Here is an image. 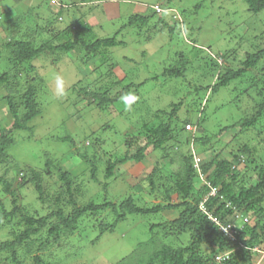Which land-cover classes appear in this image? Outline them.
I'll use <instances>...</instances> for the list:
<instances>
[{
    "label": "trees",
    "instance_id": "trees-1",
    "mask_svg": "<svg viewBox=\"0 0 264 264\" xmlns=\"http://www.w3.org/2000/svg\"><path fill=\"white\" fill-rule=\"evenodd\" d=\"M46 1L31 0L28 14L17 12L15 16L8 18L6 20L8 36L3 37L7 40L3 41V44L1 42V47L7 49L6 59L11 62L12 68L0 76V86L7 90L4 98L13 119L10 123H4L0 129L2 188L0 226L12 225L9 238L0 241V258L4 255L12 264H23V257L28 254L33 264H59V261H52L50 258L49 255L53 254L51 248H56L62 257H69L72 248L82 242L80 236H83L82 231L88 233V230L83 228L80 234L78 233V239L73 238L86 219L88 223L91 217L97 219L95 220L97 223L92 226V229L96 227L97 231L99 230L98 235L91 240L92 245H95L106 232L116 231L119 223L130 218L144 222L143 218L147 214L160 213L164 208H168L179 210V216L169 222L145 224L148 226L145 230L151 236L138 242L137 246L123 256L117 264H251L254 248L260 246L264 250V160L260 159L264 154V124L262 123L264 119V45L258 46L256 42L258 37L264 36H256L254 47L247 46L249 49L240 47L239 50L219 52L220 57L227 58L225 63L216 60L211 63L203 61L198 57L202 50L195 45L191 51L177 52L176 64L165 67L162 76L168 81L174 77H184L188 80V76L193 73L194 76L189 80L192 82L198 80V83L188 84L191 87L194 86L196 92L211 89L207 104L200 109L202 102L195 99L193 105L197 104L199 116L184 118L182 116L187 112L184 101L174 99L153 114L154 123L145 122L135 127L134 132H127L122 151L111 153L106 159L103 171L105 177L110 179L119 174L121 166L126 163H139L151 154H161L160 156L169 160L168 163L171 166L175 165L173 168L175 182H165L166 176L157 166L150 175H147L145 181L152 192L164 188L166 200H172L174 195H178L180 202L163 204L164 201H162L149 205L140 201L144 200L147 194L140 191L138 194L127 196L119 203L111 200L99 202L89 199L81 204L79 197L86 192L76 181L80 172L75 174L73 169L65 170L59 158L45 153L46 165L51 168L58 167L61 173L60 179L64 182L55 192H46L44 185L46 172L30 163L19 161L15 154L11 153L13 151L11 148L16 146V136L19 135V131L28 130L32 135L34 130L29 123L42 113L40 96L49 88L48 79L44 77V73L47 74L44 65L49 60L46 56L48 53L57 54L51 61V64L55 65L61 54L71 55L79 49L84 53L80 63L94 59L90 66L91 73L86 75L82 70L80 71L85 81H89L75 83L70 89L79 99L87 97L90 105H96L98 111L104 112L110 103L113 104L128 95L133 87L135 91H138L148 82L147 80L136 81L138 71L128 67L125 69L131 71L125 72L124 78L128 84L116 94H111V91L117 84H121L122 80L113 81L111 84L104 82L99 86L95 85L97 81L102 80L100 78L104 76L106 69L109 76L119 65L116 48L128 44L120 35L126 31L135 35L147 32L152 26L150 21L159 15L157 23L162 24L160 32L162 30L168 32L171 38L177 32V28L170 26L165 18L172 19L175 14L169 16L167 11L159 12L156 9L159 5L156 4L155 10L151 13L139 11L129 14L126 22L113 32L109 31L107 25L98 16L96 18L98 22H95L96 19L93 18L92 13L100 9L98 6L101 4L94 0H60L65 8L61 10L59 16L57 13L44 14L42 6ZM121 1L124 2V0ZM244 1L249 12L255 15L264 10V0ZM72 6L77 9L78 15L73 14L75 17H72L69 12ZM28 19L33 23H29L24 28V22ZM175 22L180 26L177 19ZM44 32L52 33L51 39L39 40V36ZM123 57L132 62L131 56ZM30 70L45 72L39 73V77L29 78ZM216 72H218L217 78L212 80V75ZM160 76L158 74L153 78L159 80ZM246 79L250 80V84L245 87L243 80ZM208 82L209 84L206 85ZM255 88L257 89L256 97L260 99L253 109L250 94L251 91H255ZM222 89H224L223 92L230 90L233 93L231 100L229 98L227 102L237 101L238 105L245 107L246 115L225 125L216 133L213 132V137L208 134L199 136L193 132L194 130L187 129V125L190 124L204 125V122L220 109V106H217L210 111L209 104L222 92ZM251 97L256 101L255 94H251ZM139 98L138 94L134 97V106ZM187 107L191 110L190 104ZM206 126L203 131H210ZM224 132L235 133L236 138L241 133H250L247 134L248 138L258 137L260 141L256 144L253 143L254 140L247 139L237 148L230 149L231 157H225L219 152L210 161L203 162L200 167H197L195 159L197 151L194 147L200 145L199 151L204 150L201 147L207 148L210 142L213 141L214 144L215 141H220ZM60 139L75 143L71 135L60 137ZM94 144L97 147L102 144L101 137H97ZM76 152L82 160L80 164L86 167L84 172L90 169V177L99 180L100 165L99 158L96 157L98 148L94 156L88 150L78 149ZM242 164H244L243 168ZM249 170L256 173V182L251 183L244 178V173ZM20 176L21 181L17 182ZM163 178L164 181L159 183L158 181ZM143 183L144 181H141L142 186ZM15 184L18 187L33 188L37 193L36 201L44 205L46 202L49 203L48 211H45L47 207L33 209L31 204H21ZM108 185L109 182L104 185L106 190ZM103 212H109L108 216L98 218ZM244 218H248V221ZM233 225L236 226L232 227L234 231L231 234L223 229L224 226ZM184 236L188 240H184ZM175 237L182 242L180 244L176 242ZM48 250L51 251L46 254ZM34 252L37 253L30 257V254Z\"/></svg>",
    "mask_w": 264,
    "mask_h": 264
},
{
    "label": "rangeland",
    "instance_id": "rangeland-1",
    "mask_svg": "<svg viewBox=\"0 0 264 264\" xmlns=\"http://www.w3.org/2000/svg\"><path fill=\"white\" fill-rule=\"evenodd\" d=\"M94 1L101 4V6H98L100 9L95 10L92 16L95 19L98 16L107 25L109 31L112 30L114 32L120 28L126 22V17L129 14L139 11H148L151 13L155 10V5L158 4L163 11L168 12L169 16L175 14L172 19L166 17L165 20L168 21L170 26H175L177 32L171 38L168 36V32L162 30L161 33L162 24L157 23V17L159 16L157 15L155 19L150 21L152 26L147 32L145 31L141 35H135V33L126 31L123 35H120L128 44L116 48L118 55V58L117 55L116 58L119 65L115 67L114 73L109 76H107L108 70L106 69L104 76L100 78L102 80L97 81L95 85L99 86L104 82L111 84L113 81L122 80L121 84H117L112 89L111 94L114 95L128 84L127 80H124L126 76L125 72L128 73L133 68L135 71H138L136 81L147 80L148 82L138 91H135L133 87L128 95L123 96L113 104L110 103L104 112L98 111L96 105H90L91 103H89L87 97L79 99L77 94L70 89L75 83H86L89 81H85L83 73L86 75L91 73L90 66L93 64L94 59L80 63V58L84 56V53L76 49L74 54H61L57 62L54 63L55 65H53L51 61L56 58L57 54L48 53L46 57L49 60L44 65L45 69H47V74L44 73V77L48 79L49 88H47V92L42 93L40 96L42 113L29 123L34 130L32 135L28 130L19 131V135L16 136V146L11 148L13 150L11 153L15 154L19 161L30 163L46 172L47 175L44 178L46 192H55L64 182L60 179L61 173L58 167L51 168L46 165L45 153H49L51 157L59 158L65 170L73 169L75 174L80 172L76 181L83 187L84 192H86L83 196L79 197V203L81 204L86 203L89 199H94L99 202L111 200L119 203L127 196L138 194L140 191L147 193L146 198L140 201H144L149 205L162 201H164L163 204L180 202L181 199L178 195H174V199L172 200H166L163 193L164 188L152 192L151 187L145 181L147 175H150L154 167L157 166L166 176L165 182H175L176 176L173 170L175 165L171 166L168 163L169 160L160 156L161 154H151L139 163L119 165L121 166L119 174H116L110 179L105 177L103 171L105 161L111 153L118 152L119 150L122 151L121 149L123 148L124 138L127 132H134V128L139 127L142 123H154L153 114L158 109L166 107L174 99L182 100L185 103L184 108L189 114L186 112V115L184 113L182 117L196 118L199 116L200 111L197 109V104L193 105V102L195 99H198L199 102L201 101V109L204 104H207V98L211 93V89H202L200 92H196L195 87L193 85L191 87L188 84L198 83V80L193 82L189 80L194 76L193 73L188 76V80H185L184 77H174L168 81L162 76L163 69L173 63L176 64L177 57L175 56L177 52L191 51L193 45L202 50L198 57L208 63L215 60L220 63H225L227 58L224 59L219 56V52L221 51L227 52V50L238 49L240 47L245 49L248 48L247 46L254 47L253 44H255L254 40H256V36H264V10L255 15V13L249 12L244 0ZM30 2L31 0H0V52H2L0 54V76L12 68L11 62L6 59L5 52H7V49L1 47V42L3 44V41L5 42L7 40L3 39V37L6 38L8 36L6 20L15 16L17 12L28 14L30 9L28 4ZM61 4L60 0H47L42 6V11L46 15L48 13L49 15L57 13L59 16L61 10L65 8ZM70 8L69 12H71V16L75 17L74 15L77 13V9L74 6ZM100 10H104L105 12L103 13ZM30 19L24 22V28L29 23H33ZM175 19H177L180 26L175 22ZM95 22H98L97 19ZM165 29L169 30L167 27ZM51 37L52 33L44 32L43 35L39 36V40L51 39ZM256 42L258 46H263L264 37H258ZM123 56H131L132 62L125 60ZM128 67L131 70L125 69ZM81 70L83 73L80 72ZM43 71L30 70L28 77H39V73ZM158 74L161 75L159 80L153 78ZM217 74L218 72L212 75V80L217 78ZM244 81L245 84L243 86L245 85L246 87L250 84V80L248 81L246 79ZM208 84L209 82L206 83V85ZM58 89H62V95L59 94ZM67 89L69 90L66 91ZM223 91L224 89L209 104L210 111L211 109L213 111V108H217V106H220V109L218 111L216 110L215 114H211L212 116L208 120L206 119L207 121L204 122V125L194 126L190 124V127L187 125V129L194 130L193 132L199 136L208 134L210 137H213V132L216 133L220 128L246 115L245 107L238 105L237 101L227 102L229 98L231 100L233 93L230 90ZM256 92L257 89L255 88V91H251V94H255L256 97ZM6 94L7 90L0 86V129L4 126V123H10L13 119L4 98ZM137 94L140 98L134 106L133 100ZM251 94V105L254 109L260 98L256 97L255 101L252 99ZM189 104L191 105V110L187 107ZM262 123L264 124V119ZM205 126L210 131L205 130L206 132H204ZM237 131H239V128H237ZM247 134L249 135L250 133ZM247 134L241 133L236 138L235 133L224 132L220 141H215L214 144L213 141L210 142L207 148L205 146L201 147L204 150L199 151L200 145L194 147V150L197 151L195 158L197 167H200L203 162L210 161L219 152L225 157H231L229 153L230 149L233 147L237 148L247 139L254 140L253 143L256 144L259 143L260 138L253 136L248 138ZM67 135H71L75 143L60 139V137ZM97 137H101L102 140V144L98 145V147L94 144ZM96 148H98L96 157L99 158L98 162L100 165L98 173L99 180H94L90 177V169L84 172L86 167L84 164H80L82 160L76 152L78 149L88 150L94 156ZM260 159L264 160V154ZM241 167L243 168L244 164ZM244 178H247L251 183L257 180L256 173L251 170L244 173ZM19 181H21V176L17 179V182ZM141 181H144L143 186ZM163 181L164 178L158 182ZM107 182H109V185L106 190L104 185ZM16 186L15 184V188H18L16 191L21 204H31L33 209H41L49 205L48 202L44 205L40 201L35 200L37 193L33 188L31 189L29 186ZM1 190L0 184V193L2 192ZM45 211H48V207ZM108 214L109 212H103L98 218L108 216ZM178 216L179 210L164 208L160 213L147 214L143 218L145 223L141 220L130 218L127 221L119 223L116 231L106 232L95 245H92L91 240L98 235L99 230L97 231L98 228L96 227L92 229L93 224L97 223L95 221L97 219L91 217L89 218V223L86 219L74 234L73 238L75 237L74 240H76L79 236L78 233L80 234L83 228L88 230V233L82 231L83 236L80 235L81 243L75 247L71 246L73 248L69 257H62L61 253L57 252L54 247L51 248L53 254L49 256L52 258V261H59V264H117L123 256L127 255L137 246L138 242L146 240L151 236L145 230L148 227L145 224L169 222ZM244 219L246 221V218ZM250 222H253L252 219H250ZM235 226L233 225L231 227L235 228ZM230 228L225 229L231 233L234 229ZM10 231H12V225L0 226V241L8 239L11 235ZM183 239L188 240L186 236ZM167 240L169 239L167 238ZM176 240L179 244L182 242L180 239L178 240L176 238ZM259 248L260 250L254 252L251 264H264V251L261 250L260 246ZM51 250L45 253L48 254ZM35 253L37 252L30 254V257L35 255ZM27 255L23 257V264H33V260ZM0 264L12 263L2 255Z\"/></svg>",
    "mask_w": 264,
    "mask_h": 264
},
{
    "label": "clouds",
    "instance_id": "clouds-1",
    "mask_svg": "<svg viewBox=\"0 0 264 264\" xmlns=\"http://www.w3.org/2000/svg\"><path fill=\"white\" fill-rule=\"evenodd\" d=\"M156 9H158V10H161L162 11V9H161V6L159 5L158 7L156 6ZM58 91H59V94L60 95H62L63 94V91H62V89H58ZM189 127H190V125H188ZM214 193V192H213ZM246 221H248V218H246ZM227 227V226H226ZM227 228H230V226H228ZM230 229H232V227L230 228ZM231 233H233V232H231ZM231 233H229V234H231ZM263 249V248H262ZM261 249V250H262ZM258 250H260V248H259V246H257V247H255L254 248V252L255 251H258ZM262 251H264V250H262ZM229 255V254H228Z\"/></svg>",
    "mask_w": 264,
    "mask_h": 264
},
{
    "label": "built area",
    "instance_id": "built-area-1",
    "mask_svg": "<svg viewBox=\"0 0 264 264\" xmlns=\"http://www.w3.org/2000/svg\"><path fill=\"white\" fill-rule=\"evenodd\" d=\"M158 7V6H157ZM225 228H227L226 226L223 227L224 230H226ZM228 233H230L228 230H226Z\"/></svg>",
    "mask_w": 264,
    "mask_h": 264
},
{
    "label": "crops",
    "instance_id": "crops-1",
    "mask_svg": "<svg viewBox=\"0 0 264 264\" xmlns=\"http://www.w3.org/2000/svg\"><path fill=\"white\" fill-rule=\"evenodd\" d=\"M30 6V4H28Z\"/></svg>",
    "mask_w": 264,
    "mask_h": 264
}]
</instances>
